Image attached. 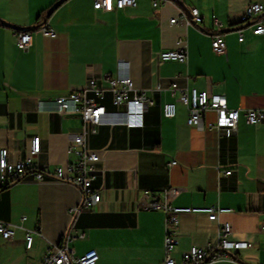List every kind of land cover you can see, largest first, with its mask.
I'll list each match as a JSON object with an SVG mask.
<instances>
[{"label": "crops", "instance_id": "1", "mask_svg": "<svg viewBox=\"0 0 264 264\" xmlns=\"http://www.w3.org/2000/svg\"><path fill=\"white\" fill-rule=\"evenodd\" d=\"M58 1L0 0V151L8 150L10 162L21 161L38 136L35 162L54 168L78 160L68 153L70 135L85 132L86 148L100 156L94 187L101 201L79 210L83 192L74 184L31 175L14 182L0 195V221L15 228L11 239L0 235V264H41L69 236L71 252L97 250V264H164L167 217L146 209V190L175 206L232 210L218 220L181 213L173 251L178 262L193 246H217L229 223L228 239L250 246L227 253L243 264H264V121L250 124L245 116V110L264 108V34L254 35L241 23L248 8L263 0H178L157 8L153 0H136L112 11L95 9V0H65L48 15ZM195 8L202 23H171ZM217 18L224 25L223 54L212 47ZM45 24L57 31L55 37L42 34ZM21 31L32 33L27 48L18 44ZM179 41L187 61L162 60L160 53L179 48ZM124 71L154 102L144 127L106 123L93 131L81 113H55L45 103L94 79L107 89L98 103L111 106L114 94L105 78ZM193 89L224 95L229 108L240 110L235 134L208 127L219 121L214 110L204 113L202 127L187 124L189 109L179 98L182 90ZM168 102L177 107L171 118L163 112ZM170 188L180 193L166 198Z\"/></svg>", "mask_w": 264, "mask_h": 264}, {"label": "built area", "instance_id": "2", "mask_svg": "<svg viewBox=\"0 0 264 264\" xmlns=\"http://www.w3.org/2000/svg\"><path fill=\"white\" fill-rule=\"evenodd\" d=\"M178 0H153V6L159 7L161 4ZM136 0H95L94 7L98 10L112 11L116 8L135 6ZM203 17L198 9H192L189 14L182 12L179 18H174L171 23L200 24ZM241 23L250 26L254 35L264 34V0L253 3L242 16ZM217 29L212 36V47L217 54L226 51L227 44L223 34V23L215 19ZM43 35L55 37L57 31L50 25H42L39 29ZM240 33L239 41H244L243 28L238 30ZM18 44L22 48H27L32 43V33L30 31L18 32ZM160 58L164 61L185 62L188 59L186 45L179 41V48L165 50L160 53ZM120 67L124 70L128 68L126 62H120ZM109 84V90L114 94L111 106L98 103L97 98L102 99L107 89L98 86L94 79L90 80L88 86L80 91H74L69 96L56 98L47 101L55 113H81L84 122L88 123L93 131L102 124H123L129 127H144L145 113L148 106L153 105L145 92L135 88L133 79L127 72L118 75H108L105 78ZM176 88L177 86L174 85ZM94 96H90L89 93ZM179 101L189 109L187 124L190 126H203L204 113L214 110L218 113L219 121L217 124L210 123V129H218L222 133L235 134L237 124L241 115L239 109H231L227 104L226 97L220 94H209L207 91L199 92L193 89L191 92L182 90ZM112 107V108H111ZM163 112L166 117H174L177 113L175 102H168L163 105ZM247 122L258 124L264 121V108L245 110ZM41 149L40 138L35 136L31 140L29 155L18 162H10L8 150L3 148L0 151V195L14 182L31 175L35 180L43 181L47 178L59 179L79 187L83 192V199L79 210L95 207L101 201L100 192L94 187L97 179V163L100 156L86 148L85 132L70 135L68 153H75L78 160L66 165L54 168H40L35 158ZM232 171H227L226 175H231ZM165 197L170 194H179L176 188L166 189ZM144 197L148 200L146 209L161 210L165 213L168 223V232L165 240L166 257L164 264H216L220 261L230 260L234 264H243L231 257L227 252L231 249L246 248L250 246L247 242H232L228 239L232 227L229 223H224L221 228L220 240L217 246L209 244L206 247L193 246L184 255L181 262L173 257L178 240L175 227L179 224L181 213L202 212L209 215L210 220H218L219 215L232 211L230 208L220 206L207 207H182L172 205L168 200L158 201L157 193L150 190L144 192ZM264 231V224L261 226ZM0 235L4 239H11L15 235V228L8 226L0 221ZM71 236L66 239V243L48 253L41 264H97L99 253L97 250H90L87 253L77 256L73 254L67 243ZM33 232L26 235L28 249L33 246Z\"/></svg>", "mask_w": 264, "mask_h": 264}, {"label": "water", "instance_id": "3", "mask_svg": "<svg viewBox=\"0 0 264 264\" xmlns=\"http://www.w3.org/2000/svg\"><path fill=\"white\" fill-rule=\"evenodd\" d=\"M65 0H59L57 3H55L49 10L48 15L52 14V12L59 7L60 4H62ZM2 24L4 26L9 25L8 23H6L5 21L1 20ZM15 29H20L19 27L13 26Z\"/></svg>", "mask_w": 264, "mask_h": 264}]
</instances>
